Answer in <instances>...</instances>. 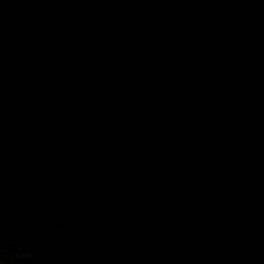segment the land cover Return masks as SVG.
Segmentation results:
<instances>
[{"label":"water","instance_id":"water-1","mask_svg":"<svg viewBox=\"0 0 264 264\" xmlns=\"http://www.w3.org/2000/svg\"><path fill=\"white\" fill-rule=\"evenodd\" d=\"M0 264H264V0H0Z\"/></svg>","mask_w":264,"mask_h":264}]
</instances>
